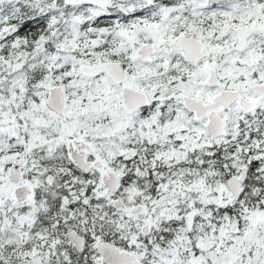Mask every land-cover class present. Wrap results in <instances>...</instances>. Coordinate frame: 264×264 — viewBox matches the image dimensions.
<instances>
[{
	"label": "snow or ice",
	"instance_id": "6c2138e0",
	"mask_svg": "<svg viewBox=\"0 0 264 264\" xmlns=\"http://www.w3.org/2000/svg\"><path fill=\"white\" fill-rule=\"evenodd\" d=\"M0 264H264V0H0Z\"/></svg>",
	"mask_w": 264,
	"mask_h": 264
}]
</instances>
